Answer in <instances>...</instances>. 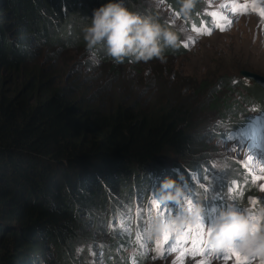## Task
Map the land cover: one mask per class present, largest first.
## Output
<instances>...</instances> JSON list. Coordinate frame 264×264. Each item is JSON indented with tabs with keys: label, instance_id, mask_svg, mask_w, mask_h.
<instances>
[{
	"label": "trees",
	"instance_id": "obj_1",
	"mask_svg": "<svg viewBox=\"0 0 264 264\" xmlns=\"http://www.w3.org/2000/svg\"><path fill=\"white\" fill-rule=\"evenodd\" d=\"M164 1L182 17L196 19L197 0L188 10L182 8V0ZM105 2L0 0V264H39L43 251L53 252L56 264H88L75 256L77 244L87 240L80 233L87 222L82 214L92 218L96 229L107 224L112 240L131 233L133 246L139 248L143 224L153 226L156 221L152 203L165 191L161 188L165 180L173 182L169 194L193 190L203 194L186 172L192 169L202 175L199 165L189 161L196 141L186 103L174 100L143 110L123 101L104 111L102 105L90 107L86 100H74L67 89H47L44 73L30 74L16 90L5 86V76L21 73L37 46L88 49L104 64H112V69L134 63L126 58L117 64L102 46L89 47L84 39L93 10ZM122 2L173 30L140 0ZM171 53H184L180 41L175 49H166L164 56ZM239 86L264 111V91L255 84L240 82ZM210 106L215 112L230 109L213 94ZM168 159L183 163L172 162L170 169L162 170ZM247 191L241 184L238 194ZM167 201L170 221H176L177 227L178 205ZM213 207L203 203L200 209L216 223L225 209L220 203ZM117 211L128 214L116 221L115 228L109 222ZM100 213H105L107 222L96 217ZM198 220L203 223L201 216ZM159 237L153 228L147 239L153 250ZM27 253L31 262L23 258ZM116 259L107 264H119Z\"/></svg>",
	"mask_w": 264,
	"mask_h": 264
},
{
	"label": "rangeland",
	"instance_id": "obj_2",
	"mask_svg": "<svg viewBox=\"0 0 264 264\" xmlns=\"http://www.w3.org/2000/svg\"><path fill=\"white\" fill-rule=\"evenodd\" d=\"M140 3L179 33L183 54L171 53L164 62L154 59L112 69V64H104L88 49L37 46L21 73L5 76V86L10 91L16 90L30 74L44 73L47 89H67L74 100H86L90 107L102 105L104 111L123 101L135 103L143 110L174 100L186 103L191 110L192 135L196 141L189 161L199 165L202 175L192 169L186 172L203 194L193 190L170 199L178 205V225L158 232L161 238L156 250L147 240L154 228L149 224H143L136 248L129 238L131 233H127L128 238L112 240L107 224L96 229L92 218L82 214L81 219L91 220V224L83 222L85 229L80 233L87 240L77 244L75 256L86 259L88 264H107L114 257L119 264H237L234 256L211 242L213 232L209 235V227L214 226L211 225L214 221H209L200 208L203 203L210 207L220 203L225 211L243 218L242 231L252 241L264 239V111L239 86L240 82L253 85L241 77L243 71L264 77V17L260 15L264 0H197L196 19L182 17V12L177 13L164 0H140ZM115 73L118 74L114 76ZM212 94L221 103L227 102L230 111H212ZM172 162L183 163L168 159L162 170L170 169ZM241 184L248 191L238 194ZM164 192L156 195L151 210L153 219L167 222L171 212ZM194 209H200L203 221L202 242L197 240L201 234L196 231L201 223L189 219ZM131 211L134 217L135 211ZM127 214L114 212L109 224L115 226ZM96 217L108 221L105 213ZM253 227L257 229L255 233ZM115 247L118 250L112 252ZM240 253L248 257V264H257L255 257ZM28 255H24V260L30 261ZM38 257H42L39 264H56L53 252L43 251Z\"/></svg>",
	"mask_w": 264,
	"mask_h": 264
},
{
	"label": "clouds",
	"instance_id": "obj_3",
	"mask_svg": "<svg viewBox=\"0 0 264 264\" xmlns=\"http://www.w3.org/2000/svg\"><path fill=\"white\" fill-rule=\"evenodd\" d=\"M192 7V0H182V8ZM90 24L84 29V39L89 47L102 46L115 63H122L126 58L134 62L147 63L153 59L164 62L166 49L178 46L177 32L166 28L151 17H144L124 6L122 0H106L94 9ZM173 182L165 180L161 188L165 190L163 198L175 199L180 195L167 193ZM200 209H194L189 219H198ZM176 221H165L162 218L154 222V229L159 231L175 227ZM244 220L234 212H222L213 226L212 243L218 249L225 250L236 245L240 251L257 259V264L264 261V239L252 241L243 232Z\"/></svg>",
	"mask_w": 264,
	"mask_h": 264
},
{
	"label": "snow or ice",
	"instance_id": "obj_4",
	"mask_svg": "<svg viewBox=\"0 0 264 264\" xmlns=\"http://www.w3.org/2000/svg\"><path fill=\"white\" fill-rule=\"evenodd\" d=\"M260 15L262 17H264V10H261ZM221 30H223V29H221ZM167 207L168 206L166 205L165 208H167ZM202 228H203V225L201 224V226H199L197 228V230H196L197 233H200L201 234L200 236L197 237V240L199 242H202ZM212 230H213V227L210 226L209 227V235L211 234ZM188 231L191 232V229L189 228ZM256 231H257V229L255 227H253L252 228V232L255 233ZM165 238H167V234H166V237ZM239 249H240V246L239 245H236L234 247L227 248L224 251L226 253H230L231 256H234L236 258V260H237V264H248V257H242ZM225 258H228V257L226 256Z\"/></svg>",
	"mask_w": 264,
	"mask_h": 264
},
{
	"label": "water",
	"instance_id": "obj_5",
	"mask_svg": "<svg viewBox=\"0 0 264 264\" xmlns=\"http://www.w3.org/2000/svg\"><path fill=\"white\" fill-rule=\"evenodd\" d=\"M240 75L241 77L253 82L256 86H258L260 89L264 91V77L263 76L253 74L250 72H246V71L241 72Z\"/></svg>",
	"mask_w": 264,
	"mask_h": 264
},
{
	"label": "bare ground",
	"instance_id": "obj_6",
	"mask_svg": "<svg viewBox=\"0 0 264 264\" xmlns=\"http://www.w3.org/2000/svg\"><path fill=\"white\" fill-rule=\"evenodd\" d=\"M254 84V83H253Z\"/></svg>",
	"mask_w": 264,
	"mask_h": 264
}]
</instances>
